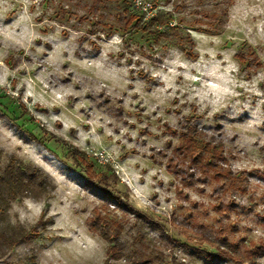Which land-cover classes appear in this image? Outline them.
<instances>
[{
    "label": "rangeland",
    "instance_id": "374dc122",
    "mask_svg": "<svg viewBox=\"0 0 264 264\" xmlns=\"http://www.w3.org/2000/svg\"><path fill=\"white\" fill-rule=\"evenodd\" d=\"M10 158L0 264H264V0H0Z\"/></svg>",
    "mask_w": 264,
    "mask_h": 264
},
{
    "label": "trees",
    "instance_id": "16d2710c",
    "mask_svg": "<svg viewBox=\"0 0 264 264\" xmlns=\"http://www.w3.org/2000/svg\"><path fill=\"white\" fill-rule=\"evenodd\" d=\"M203 148H206L205 144H203ZM71 154L73 161L78 164H82L85 167L86 172L92 173V171L89 170L92 165L88 162L85 152L73 149L71 150ZM100 176L105 178L106 175L101 173ZM43 178V175L38 169L31 168L28 165H24L22 162H18L17 160L10 158L8 164L2 172V175L0 176V218L4 217L3 207L8 206L9 202L33 194L36 191V188H40L43 191ZM101 237L103 240L110 243V246L106 250V261L118 259V253L122 252L121 247H115L116 244L114 245V242L109 240L102 230ZM37 238L38 234H36V230L34 229L25 230L22 227L0 224V250L10 251L22 244L30 243ZM115 248H117L116 252L114 251ZM229 253L218 249V254H211V259L213 261L216 259L221 261H234ZM34 260L35 256L32 255L30 258V264H36L33 262Z\"/></svg>",
    "mask_w": 264,
    "mask_h": 264
}]
</instances>
